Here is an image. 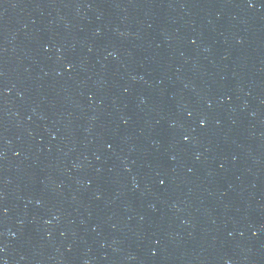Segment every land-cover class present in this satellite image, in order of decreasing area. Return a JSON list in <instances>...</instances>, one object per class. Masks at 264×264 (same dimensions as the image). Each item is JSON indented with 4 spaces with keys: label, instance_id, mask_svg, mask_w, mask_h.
<instances>
[{
    "label": "water",
    "instance_id": "obj_1",
    "mask_svg": "<svg viewBox=\"0 0 264 264\" xmlns=\"http://www.w3.org/2000/svg\"><path fill=\"white\" fill-rule=\"evenodd\" d=\"M0 264H264V0H0Z\"/></svg>",
    "mask_w": 264,
    "mask_h": 264
}]
</instances>
